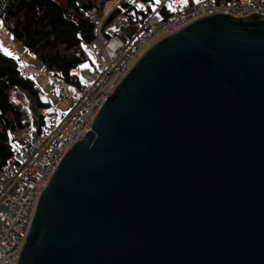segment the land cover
Returning <instances> with one entry per match:
<instances>
[{"label": "water", "instance_id": "obj_1", "mask_svg": "<svg viewBox=\"0 0 264 264\" xmlns=\"http://www.w3.org/2000/svg\"><path fill=\"white\" fill-rule=\"evenodd\" d=\"M14 264H264V15L153 39L54 166Z\"/></svg>", "mask_w": 264, "mask_h": 264}, {"label": "built area", "instance_id": "obj_2", "mask_svg": "<svg viewBox=\"0 0 264 264\" xmlns=\"http://www.w3.org/2000/svg\"><path fill=\"white\" fill-rule=\"evenodd\" d=\"M123 1L132 5L136 0ZM212 12L264 15V0H197L163 21L155 38ZM158 21L155 8L138 27L139 38L132 44L133 38L126 40L116 25H110L107 36L96 29L95 39L87 46V52L94 56L98 65L95 79L78 91L77 101L67 112L48 111L42 130L38 132L32 128L27 141L19 145L0 167V264H14L30 225L36 199L54 166L72 141L89 130L99 105L136 56L155 39L157 32L151 30V26ZM18 73L23 77L30 76L32 65H21ZM59 83L61 93L66 95L65 85Z\"/></svg>", "mask_w": 264, "mask_h": 264}, {"label": "trees", "instance_id": "obj_3", "mask_svg": "<svg viewBox=\"0 0 264 264\" xmlns=\"http://www.w3.org/2000/svg\"><path fill=\"white\" fill-rule=\"evenodd\" d=\"M108 1L0 0V25L42 64L51 84L61 81L66 89L78 93L84 84L73 69L85 59L90 61L87 46L95 39L96 29L107 36L106 26L117 15H124L125 23L138 28L155 8L161 23L179 10L176 4L168 6L171 0H136L139 8L119 0L103 19ZM196 1L185 0V4ZM139 35L135 34L131 44ZM20 66L0 48V167L16 151L13 132L29 127L41 131L50 111L33 79L19 75Z\"/></svg>", "mask_w": 264, "mask_h": 264}, {"label": "rangeland", "instance_id": "obj_4", "mask_svg": "<svg viewBox=\"0 0 264 264\" xmlns=\"http://www.w3.org/2000/svg\"><path fill=\"white\" fill-rule=\"evenodd\" d=\"M119 0H110L105 3L104 6V13L105 16L109 14L111 11V7L116 4ZM185 0H171V3H168L169 7H173L176 4L179 8L185 7ZM135 7H140V2L135 3ZM104 16V17H105ZM114 24L118 27L125 26L123 31L119 33L125 37L126 40L130 39L131 37L135 36L136 28L135 26L124 25L126 20L124 15H117L113 18ZM161 26V22L158 21L156 24L151 26V30L158 31L159 27ZM160 33L157 32L154 38ZM12 43L9 45H2L0 44V48L5 55L12 56L16 58L17 62L22 63H29L32 65V73L30 77L33 79L35 85L38 88L40 96L46 102L50 104V110L56 111L58 114L67 112L73 104L78 99V93L71 87H67L66 95H63L59 88H61L59 81L56 83L51 84L48 74L45 72L44 67L42 64L33 56H31L27 50L23 47V45L11 39ZM131 46V45H130ZM129 46V47H130ZM88 57L90 59L83 60L80 62L74 69L73 72L77 74L78 79L84 85H89L97 76V62L93 55L88 53ZM63 83V82H62ZM32 128H24L20 130H15L13 135L16 137L14 141L15 147L18 149V141L23 140L27 141L29 138V133Z\"/></svg>", "mask_w": 264, "mask_h": 264}, {"label": "crops", "instance_id": "obj_5", "mask_svg": "<svg viewBox=\"0 0 264 264\" xmlns=\"http://www.w3.org/2000/svg\"><path fill=\"white\" fill-rule=\"evenodd\" d=\"M117 3H118V2H117ZM117 3H116V4H117ZM116 4H114V5L111 7V11H112L113 7H114ZM185 5H186V4H185ZM178 8H179V7H178ZM179 9H181V8H179ZM111 11H110V12H111ZM110 12H109V13H110ZM108 15H109V14H108ZM104 16H105V13H104ZM106 17H107V16H105L103 19H105ZM111 24L115 25L113 19H112V21L106 26V31L109 30ZM124 25H130V24L125 23ZM130 26H133V25H130ZM124 27H125V26H120V27H119L120 31H123V30H124ZM11 39H12V38L6 33V31L4 30V28L0 25V44L2 43V45H9V44L12 43V42H11V41H12ZM19 64H20V65H23V64H29V63L22 62V63H19ZM30 65H31V64H30ZM25 142H26V141L19 140L17 146L22 145V144L25 143Z\"/></svg>", "mask_w": 264, "mask_h": 264}]
</instances>
